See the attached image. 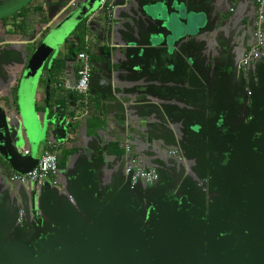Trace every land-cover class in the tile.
Returning a JSON list of instances; mask_svg holds the SVG:
<instances>
[{
  "label": "water",
  "instance_id": "water-1",
  "mask_svg": "<svg viewBox=\"0 0 264 264\" xmlns=\"http://www.w3.org/2000/svg\"><path fill=\"white\" fill-rule=\"evenodd\" d=\"M31 1L0 4V19ZM100 1L79 2L28 59L0 50V64L22 63L17 98L30 94L39 71L46 62L51 66L62 42L84 19L101 12L107 20L103 39L110 41L116 57L114 74L121 82L130 75L137 84L132 107L169 133L179 159L155 162L151 170L157 180L145 184L156 189L138 191L134 204L130 195L143 182L133 184L126 165L127 186L116 195L98 198L91 185L80 196L70 191L58 196L51 209L39 210L34 195L21 208L5 211L1 206L0 264H264V116L253 111L261 91L254 69L264 47L246 67L243 59L236 65L235 53L228 52L220 72L235 79L231 100L236 106H228L217 92V56L200 43L210 24L208 3L121 0L99 10ZM115 7L121 11L119 22ZM18 106L19 133L9 126L0 104V164L25 174L38 163V145L50 137L65 140L66 130L55 117L40 123L29 103L18 101Z\"/></svg>",
  "mask_w": 264,
  "mask_h": 264
},
{
  "label": "crops",
  "instance_id": "crops-1",
  "mask_svg": "<svg viewBox=\"0 0 264 264\" xmlns=\"http://www.w3.org/2000/svg\"><path fill=\"white\" fill-rule=\"evenodd\" d=\"M9 1L0 0V4H6ZM81 1L32 0L28 6L30 12L25 18L26 24L18 29L11 25L10 16L0 19V50L11 49L18 54L23 53L25 59H28V53L41 43L49 29L72 12ZM256 1L202 0L205 7L210 5L211 16L210 24L202 34L200 43L211 47L215 52L219 61L215 69V73L218 74L216 75L217 92L220 99L228 106L232 103V107L236 106L234 99L231 100L232 90L236 86L235 79L228 80L227 76L220 72H223L229 51L235 53L234 62L238 65L245 54L254 48L257 24L264 31V21L260 23L257 21ZM261 1L264 7V0ZM120 2L121 0H112L115 6ZM37 7H41L42 10L34 12V8ZM197 7L198 4L195 3L194 8L198 11ZM120 15V9L115 7V22H119L117 18ZM106 21V16L98 11L86 18L87 32L84 42L87 54L93 63V70L85 106L74 91L62 87L64 82L73 85L77 80L79 62L77 55H71L77 45L76 38H71L67 42L68 36L58 50L57 57L67 59L63 72L52 84L54 99L51 101L53 104L51 109L45 103L50 83L48 69L51 70L47 62L34 80L30 94L34 93L35 104L29 103L30 112L37 116L40 123L44 119L57 118L58 122L65 127L66 138L55 141L53 137H50L46 142L43 141L38 145L39 157L48 144L52 143L57 147L58 172L54 178L45 179L36 184L11 183L9 181L11 168L5 163L0 164V208L4 206L5 211L15 206L21 208L24 199L30 202L33 195L39 210L43 206L51 209L58 196H66L68 191L80 196L83 189L90 188L91 185L97 192L98 198L109 192L116 195L127 186L128 179L123 169L130 160H134L138 167L153 169L157 161L165 163L179 159L177 158L178 148L167 140L168 136L170 137L169 133L155 123L153 117H139L137 109L132 107L131 96L137 84L129 80L130 75L121 82L114 74L115 70L112 69V63L116 60L114 49L111 48L110 41L103 39ZM255 66V77L261 83V91L256 95L253 111L254 116L262 117L264 116V55ZM23 70L22 63L0 64V104L7 114L9 126L17 133L21 132L17 96L18 88L21 87L19 83ZM13 88L16 89V101H13L12 97ZM70 93H73L74 97ZM66 95L70 96L64 100L66 112L62 113L60 107L55 106L54 102L63 100ZM36 100H39L40 106ZM228 115L230 116V113ZM70 124L76 125L75 131L70 130ZM110 145H116V147L111 149ZM126 148L130 150L128 156L125 155ZM117 150L122 154L117 155ZM22 151H29L27 144H23ZM172 152H175V155L171 154ZM65 155H67L66 158H64ZM212 155L211 153L210 160ZM154 189L156 187L142 183L131 193L130 199L134 204L138 199V191ZM29 222L34 224L31 215ZM28 235H33L32 230L28 232Z\"/></svg>",
  "mask_w": 264,
  "mask_h": 264
},
{
  "label": "built area",
  "instance_id": "built-area-1",
  "mask_svg": "<svg viewBox=\"0 0 264 264\" xmlns=\"http://www.w3.org/2000/svg\"><path fill=\"white\" fill-rule=\"evenodd\" d=\"M112 0H101L99 4V10H107L111 5ZM257 21L264 20V13L262 11V1L257 0ZM255 46L248 52L242 60L243 67L248 66L251 60L257 59L264 47V31L257 28L255 31ZM79 67L77 70V80L75 84L64 82L62 87L74 91L81 100V103L85 106L87 104V96L90 88V76L93 70V63L87 53H80L77 55ZM56 146L52 143L48 144L43 153L38 159V163L34 169L25 174H18L11 172L9 175V181L11 183L26 184L31 182H39L45 179L54 178L58 172V157L56 153ZM126 153H129V148H126ZM28 152L26 151L25 154ZM171 154L175 155V152ZM125 174H131V181L134 184L137 181H142L146 184H151L157 180V174L154 170H145L138 167L134 160H130L125 167Z\"/></svg>",
  "mask_w": 264,
  "mask_h": 264
},
{
  "label": "trees",
  "instance_id": "trees-1",
  "mask_svg": "<svg viewBox=\"0 0 264 264\" xmlns=\"http://www.w3.org/2000/svg\"><path fill=\"white\" fill-rule=\"evenodd\" d=\"M29 6V5H28ZM24 7L21 11H19L18 13L10 16V18L12 19V23L11 25L15 28H21L22 26H24L26 24L25 22V18L26 16L29 14L30 12V7ZM42 10L41 7H37L34 8V12H40ZM24 29V28H22ZM86 19H84L74 30L73 32L69 35V37L67 38V42L68 40H70L71 38H76L77 39V45L75 46L73 52H71V55H78L80 53H87V49L85 47V38H86ZM67 58H60V57H56L52 63H51V70L49 73V78H50V83L48 84V94H47V98L45 99V103L48 105V107H50V109L52 108L53 104L51 103V101L54 99V90L52 89V84L55 82V80L58 78V76L63 72L64 68H65V62H66ZM47 71V70H46ZM72 97H74L73 93H70ZM70 95H66L65 98L62 100L60 99L59 101H55L54 104L55 106H59L61 109V112L64 113L66 112V107L64 105V100H67V98ZM12 97H13V101H16V89L13 88L12 90ZM70 130L71 131H75L76 130V125L75 124H70ZM111 149H113L114 147H116V145H110ZM122 154L121 152H118L117 150V155ZM67 155L64 156V158H66Z\"/></svg>",
  "mask_w": 264,
  "mask_h": 264
},
{
  "label": "rangeland",
  "instance_id": "rangeland-1",
  "mask_svg": "<svg viewBox=\"0 0 264 264\" xmlns=\"http://www.w3.org/2000/svg\"><path fill=\"white\" fill-rule=\"evenodd\" d=\"M33 81V80H32ZM22 85L23 84H21V87H22ZM33 85H34V81H33ZM23 90V89H22ZM30 95L31 94H29L27 91H25V92H23V93H20L19 94V104H23V103H26V104H28V103H30V102H34V93H33V95H31V97H30ZM22 99H23V102H22ZM40 100V99H39ZM39 100H36V102H37V104L40 106V104H39ZM34 104H35V102H34Z\"/></svg>",
  "mask_w": 264,
  "mask_h": 264
}]
</instances>
